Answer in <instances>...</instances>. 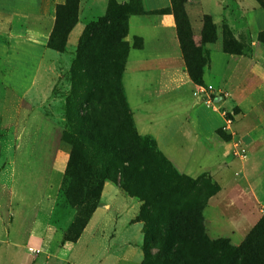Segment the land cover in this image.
Returning a JSON list of instances; mask_svg holds the SVG:
<instances>
[{"label":"rangeland","instance_id":"1","mask_svg":"<svg viewBox=\"0 0 264 264\" xmlns=\"http://www.w3.org/2000/svg\"><path fill=\"white\" fill-rule=\"evenodd\" d=\"M20 3L26 10L33 7L40 11L38 14L29 13L30 32L26 39L45 40L44 34L49 30L51 32L53 28L46 22L47 4L42 0L41 4H38L39 0H21ZM113 4L126 6L122 14L127 19L130 14L144 11L143 0H78L77 20L79 16L84 27L87 23L94 24L98 17L104 15L107 7ZM55 5H51V13L63 16L64 11H57ZM25 13L28 15L27 11ZM203 16L199 43L196 44L193 40L190 24V33L183 34L182 42L189 65L193 68L201 67L202 74L205 71L211 82L205 83L202 77L206 94L202 93L199 97L194 95L197 84L190 94L216 119L213 130L215 140H210L207 146L210 155H216L214 161L217 160L216 162L223 165L217 171H225L229 178L225 179L223 173L218 172L214 175L215 179L207 170L194 173L181 171L159 149L165 162L159 165L149 162L150 175L157 181H162V177H165L166 186L172 187L170 191L176 185L171 175L172 170L188 180H195L203 192L210 188L207 184L210 182L214 187L213 195L222 188H242L247 190L250 205L260 215V219L264 215V93L261 92L264 88V58L259 56L261 47L259 50L258 45L236 41L230 30L224 26L223 43L225 42L227 48L252 59L251 64L241 66L250 69V78L228 72L221 60L212 67L210 49L204 45L207 42L203 40V36L206 39L212 37V30L207 26L204 28ZM210 20L214 25L211 17ZM118 22L119 19H116L114 28ZM126 23L127 34L128 20ZM32 30H39L41 35H36L37 31ZM101 32L100 30L91 37V47L79 67L76 66V52L81 37L74 46L65 44L62 52L50 49L45 44L47 49L39 70L35 69V77L25 74L32 70L30 63L17 57L6 63L0 55V198L5 201L8 211L5 222L8 240L25 246L21 255L17 253L14 256L13 250L3 252L8 264H16L18 258V264H28L27 259L29 264H111L110 260H116L126 247L132 250L131 255L136 264L144 262V222L140 217V198L105 180L103 186L106 183L118 187V193L114 192V196H124L126 201L115 199L108 217L100 222L97 230L84 236L78 245V239L69 241L63 236L77 207L70 205L69 199H66L65 203L63 201L61 206L55 208L66 185L68 190L74 187V182L68 181V162L74 139L93 156L92 147L81 141L74 132L77 121L72 113V99L75 95L92 85L105 88L106 76L113 74L116 77V101L128 111L138 133L122 82L130 45L123 38L121 44L111 48L105 40L107 35ZM258 37L264 42V34L260 32ZM0 41L9 44V38L4 34H0ZM133 45L138 46V43L134 42ZM74 65L76 69H72ZM183 66L186 69L185 61ZM15 68H20L19 73L23 75H12ZM256 79L259 82L253 81ZM31 80L28 87L22 88ZM17 83H23V86L14 87ZM208 98L209 103L205 101ZM102 121L111 124L112 118ZM140 136L151 138L157 146L153 137ZM160 142L162 144L165 141L161 139ZM107 195L112 196L113 193L107 189L101 191L98 204ZM222 197L218 202L213 201L207 206L204 213L207 219H219L224 200V196ZM236 204L228 203L225 206L226 211H231ZM31 234L39 235L44 240L43 246L33 248L27 245ZM210 239H226L231 245H239L244 240L233 244L228 237Z\"/></svg>","mask_w":264,"mask_h":264},{"label":"crops","instance_id":"2","mask_svg":"<svg viewBox=\"0 0 264 264\" xmlns=\"http://www.w3.org/2000/svg\"><path fill=\"white\" fill-rule=\"evenodd\" d=\"M20 1L0 0V34L9 38V44L0 41V55L6 63L9 59L16 57L30 63L32 70L25 74L28 77H35V69L39 70L47 49L45 44L50 30L44 34L46 39L43 41L34 38L26 39L30 32L29 13L38 14L40 11L33 7L29 10L24 9ZM40 2L41 0L38 4H41ZM42 2L48 6L46 22L51 24L52 28L55 15L51 13V5L64 4L66 0H42ZM143 5V13L128 16V33L124 37L130 49L124 65L122 82L136 129L140 135L153 137L160 152L181 171L194 173L207 170L214 178V175L220 172L225 179H228V173L217 171V168L223 165L216 162L217 160L214 161L216 155H210V149L207 146L214 138L216 119L190 94L196 84L190 80L183 66L174 15L171 12H160L162 9L170 8L171 0H143ZM184 10L196 44L201 39L203 25L201 17L208 15L214 22L215 41L204 44L210 49L211 66H215L218 60H221L228 72L234 75L239 73L246 78L249 76L247 78L249 79L250 69L241 66H247L252 59L244 54L228 53L222 50L223 27L226 26L230 30L236 41L258 45L259 50L261 47L259 56L264 58V42H261L258 37L259 33L264 31V8L256 0H186ZM34 31H37L36 35H41L39 30H32ZM83 31L84 24L78 16L77 22L68 33L67 46L76 45ZM134 42L138 43V46H134ZM211 70L214 71L213 68ZM19 72L20 68H15L12 75L22 74ZM202 77L205 83L211 82L209 77H206L205 71ZM32 80L22 88L28 87ZM253 81L259 82L258 79ZM19 86H23V83L14 85V87ZM261 92L264 93V88ZM161 139L165 141L162 144H160ZM219 179L222 178L219 177ZM115 186L104 184L102 191L107 189L113 195L105 196L104 201L97 205L79 236L77 245L84 236L97 230L100 222L108 217L115 199L126 201L124 196L119 195L118 198L114 196V192L118 193V187ZM225 190L222 188L220 192L212 195L203 209L205 231L210 238L228 237L233 244H238L256 224L260 215L250 205L247 190L239 187ZM222 196L224 200L221 204L223 207H221V216L214 221L211 218L207 219L204 214L207 206L213 201L218 202L220 198H223ZM230 202L238 205L236 204L231 211L227 212L225 206L227 207ZM7 217L5 201L0 198V264H8L3 252L13 250L12 254L16 256L17 253L21 255L25 249V246L8 240V232L5 228ZM43 244L44 240L39 235L31 234L27 239V245L33 248ZM131 252L132 250L126 247L123 254L116 260L111 259L110 263L136 264ZM11 259L14 258L11 257ZM26 261L29 264V259ZM15 262L20 263V258Z\"/></svg>","mask_w":264,"mask_h":264},{"label":"trees","instance_id":"3","mask_svg":"<svg viewBox=\"0 0 264 264\" xmlns=\"http://www.w3.org/2000/svg\"><path fill=\"white\" fill-rule=\"evenodd\" d=\"M185 1L171 0L170 8L160 12L174 15L186 71L193 83L202 85L201 67H191L185 58L182 37L185 32L190 33ZM256 1L264 8V0ZM55 8L63 10L64 15H55L46 46L62 52L68 33L77 22L78 0H66L64 4H56ZM125 8V5L113 4L94 24H85L77 47L76 66L81 65L96 32L101 30L103 35H107L105 40L111 48L122 43L127 24V18L122 14ZM203 18L204 28L207 26L212 30V37L206 39L203 36V40L212 42L215 26L208 15ZM116 19L119 22L114 28ZM223 50L234 53L225 42ZM72 69H76L75 65ZM115 78L109 74L105 88L92 85L72 99V113L77 121L74 132L92 147L93 156L74 139L68 162V181H73L74 187L68 190L66 185L55 204L57 208L69 199V204L77 207L63 232L64 238L69 241L79 238L98 205L104 181L109 180L142 201L143 264H264V215L239 245H231L226 239L212 240L206 234L202 216L206 200L214 193L212 184L207 182L210 188L203 192L195 180H188L172 170L176 185L170 191L172 187L166 186L165 177L162 181L151 177L149 162L159 165L165 160L151 138L136 132L128 111L116 101ZM93 82L96 83L95 80ZM110 117L111 124L103 123L102 119Z\"/></svg>","mask_w":264,"mask_h":264},{"label":"built area","instance_id":"4","mask_svg":"<svg viewBox=\"0 0 264 264\" xmlns=\"http://www.w3.org/2000/svg\"><path fill=\"white\" fill-rule=\"evenodd\" d=\"M198 88L194 91V95L199 97L200 95H202V93L206 94L207 89L203 86V85H198ZM210 88V87H209ZM209 99H206L205 101L209 103Z\"/></svg>","mask_w":264,"mask_h":264}]
</instances>
